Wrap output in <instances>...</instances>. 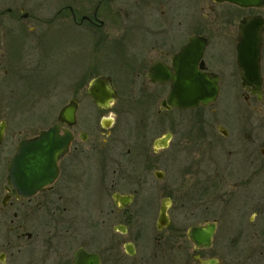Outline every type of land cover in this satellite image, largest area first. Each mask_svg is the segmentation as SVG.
<instances>
[{"label":"flooded vegetation","instance_id":"obj_1","mask_svg":"<svg viewBox=\"0 0 264 264\" xmlns=\"http://www.w3.org/2000/svg\"><path fill=\"white\" fill-rule=\"evenodd\" d=\"M247 26L260 33L259 87L241 75ZM54 36L64 42L63 105L74 104L73 119L57 120V110L45 126L17 121L22 126L7 131L5 113L23 105L16 83L45 65L44 41ZM220 40L226 50L209 51ZM200 59L218 76L215 99L202 104L208 112L167 104L166 72L198 69ZM222 84L235 91L220 117ZM0 123V264H74L79 248L100 264H264L263 1L0 0ZM51 123L68 146L54 177L25 192L20 172L15 184L8 178L10 156ZM206 134L220 141V160L209 147L203 163L197 143ZM169 145L172 153L157 154ZM174 152L172 161L191 159L179 174L195 191L181 215L175 193L160 189L157 203L149 180L165 174L157 163ZM187 214L203 220L184 226ZM208 222L209 243L192 240L189 226Z\"/></svg>","mask_w":264,"mask_h":264},{"label":"water","instance_id":"obj_2","mask_svg":"<svg viewBox=\"0 0 264 264\" xmlns=\"http://www.w3.org/2000/svg\"><path fill=\"white\" fill-rule=\"evenodd\" d=\"M234 2H242L245 4L259 3L264 0H233ZM245 33L248 35L245 39L242 38L239 42V60L241 64V75L246 82L256 83L260 86V74L258 58L259 53V36L260 33L254 28L247 29ZM195 55L200 57L201 49L204 47V38L199 36L196 40L193 39ZM200 68L196 69L194 65L191 67H180L175 70L174 73L166 72V76L172 78L171 89L166 95V103L169 105L174 104L176 107H192V105L204 104L215 99L218 87L217 78L215 72L207 71L203 67L202 60L199 61ZM99 78V77H98ZM98 78L96 80H98ZM74 104L69 103L62 104L58 109L57 120H68L73 119ZM57 123H51L47 128H41L34 137L28 139H21L19 141L17 152L10 156L9 160V171L8 178L13 179V183L20 172L22 180V187L25 188L23 191L31 192L32 189L40 188L43 182H47L54 177L57 166H55V160L60 156L63 150L68 146V137L62 133H58ZM3 129V125L0 123V130ZM162 143L165 142L164 137L160 139ZM21 160V163L18 164ZM156 174H161L157 169ZM31 179V183H26L25 179ZM30 188L31 191H27ZM160 215L158 219L162 222L165 215L164 207L160 206ZM190 237L192 240L198 243L207 244L209 243V237L212 233V223L208 222L205 224H198L189 226ZM74 264H82L80 259L86 258L83 264H100L98 257L90 251H84L83 249H76L73 256Z\"/></svg>","mask_w":264,"mask_h":264},{"label":"rangeland","instance_id":"obj_3","mask_svg":"<svg viewBox=\"0 0 264 264\" xmlns=\"http://www.w3.org/2000/svg\"><path fill=\"white\" fill-rule=\"evenodd\" d=\"M56 36V35H55ZM51 37L50 39H46L44 43L45 46H43L44 51L50 54L46 58L45 65L40 67V70L36 72V74L32 77L26 76L22 77L21 81L16 83V92L20 91L21 102L23 105H18L15 107L17 110L11 111L7 114L5 113L8 108H6V111H2V113H5V117L8 127L7 131L10 130H16L19 127V123L17 121H21L20 125L22 126V129L25 126L28 127V123L32 122L34 123L35 128H39V126L43 125L45 126L48 124L52 119L54 120L56 117V112L59 109V106H61L65 101V94L63 93V86H64V78L67 77L68 73L65 71L67 69L68 63L64 61L63 56L64 54V42L61 39H58L57 37ZM50 44V45H49ZM211 45H214L210 47V50H213V48L217 49L218 54L221 55L222 51L226 50V46L224 45V41L220 40L218 43L212 42ZM48 46V48H47ZM224 55V54H222ZM71 64L73 65L74 61L77 60V58H73L72 55L69 57ZM15 59L10 61L12 64L14 63ZM69 65V67H70ZM29 77V78H28ZM48 88V89H47ZM47 89V91H46ZM235 91V88H227L225 84H222V89H220L219 92V99L215 101V107H217L216 112L218 116H222L223 111V105L228 106L231 103V98L233 97V92ZM28 97H33L32 99L37 98L36 101L34 100H26ZM217 104V105H216ZM9 107V106H7ZM230 108V107H228ZM210 107L206 105L199 106L196 110L197 114H203L207 113ZM224 112V111H223ZM139 113V112H136ZM134 113V114H136ZM184 112H182L183 114ZM176 117L177 114H175ZM138 116V115H137ZM25 124V125H24ZM33 127V128H34ZM201 140V141H200ZM200 141V142H199ZM198 145V153L203 156V163L205 161H208L207 154L212 149L209 147H215L220 145V141H218V138L216 136H210V135H204L203 138H199ZM223 141V140H221ZM211 143V144H210ZM127 145V144H126ZM210 145V146H209ZM217 149L215 147V157L219 160L221 159V155H219V152H217ZM159 153L157 154H164V153H172L171 147L166 146L161 149H158ZM176 152L173 153V155ZM177 154V153H176ZM175 155L169 159H166L168 163H157L158 168L165 171V174L161 178L158 179V177H154L153 172L149 174V180L152 182L151 184L154 186L153 188V196L156 198V202L158 203V193H160V189H166V191H172L175 195L174 200L179 204L180 214H182L181 211L190 209L191 203L193 202L194 193L195 191L194 186L192 185V180L186 175L181 179L180 176V170L179 168H183L185 166H188L191 162V159L187 157H183L179 160V162H175L174 159ZM175 162V163H174ZM174 163V164H171ZM188 177V178H187ZM184 182V183H182ZM181 183V184H180ZM151 185V186H152ZM155 188V189H154ZM193 188V189H192ZM171 189V190H170ZM143 193V192H142ZM163 193V192H161ZM185 207V208H184ZM198 220H203L201 215L198 216H191V214H187L186 217H180V222L184 226L188 225V223H193Z\"/></svg>","mask_w":264,"mask_h":264}]
</instances>
